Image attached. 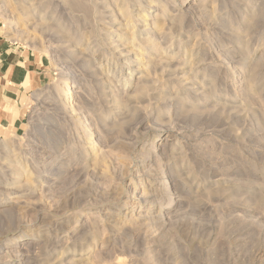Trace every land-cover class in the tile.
Here are the masks:
<instances>
[{"label": "rangeland", "instance_id": "rangeland-1", "mask_svg": "<svg viewBox=\"0 0 264 264\" xmlns=\"http://www.w3.org/2000/svg\"><path fill=\"white\" fill-rule=\"evenodd\" d=\"M0 14L48 72L0 141V264H264V0Z\"/></svg>", "mask_w": 264, "mask_h": 264}, {"label": "crops", "instance_id": "crops-1", "mask_svg": "<svg viewBox=\"0 0 264 264\" xmlns=\"http://www.w3.org/2000/svg\"><path fill=\"white\" fill-rule=\"evenodd\" d=\"M47 73L42 54L11 38L0 14V141L23 129L28 94Z\"/></svg>", "mask_w": 264, "mask_h": 264}, {"label": "bare ground", "instance_id": "bare-ground-1", "mask_svg": "<svg viewBox=\"0 0 264 264\" xmlns=\"http://www.w3.org/2000/svg\"><path fill=\"white\" fill-rule=\"evenodd\" d=\"M7 147V146H6ZM3 148H4V145H3ZM15 168V167H14Z\"/></svg>", "mask_w": 264, "mask_h": 264}]
</instances>
